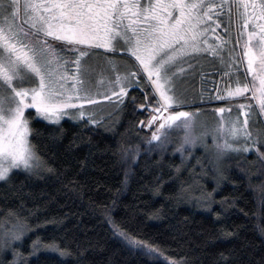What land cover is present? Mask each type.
<instances>
[{
    "label": "snow or ice",
    "instance_id": "6c2138e0",
    "mask_svg": "<svg viewBox=\"0 0 264 264\" xmlns=\"http://www.w3.org/2000/svg\"><path fill=\"white\" fill-rule=\"evenodd\" d=\"M100 49L106 50L103 62L112 72L103 99L123 103L130 87L143 86L145 126H155L151 139L161 150L172 142L170 130L184 132L178 150L195 146L192 114L174 108L182 103L176 81L192 67L191 59L218 57L226 80L215 99L230 107L216 111L231 114L235 107L237 114L228 121L220 116L212 134L224 142L216 147L221 154L255 152L264 158V131L250 130L249 111L240 118L252 105L235 102L255 99L264 113V0H0V180L14 168L39 167L29 141L32 120L59 123L65 116H87L97 122L85 106L96 105L101 95L95 90L104 83L96 57ZM120 52L134 58L135 70L119 71L113 57ZM138 152V146L125 148L123 156L134 162ZM109 223L129 243L156 251L128 237L111 218ZM24 235V225L9 228L0 221V239Z\"/></svg>",
    "mask_w": 264,
    "mask_h": 264
},
{
    "label": "trees",
    "instance_id": "16d2710c",
    "mask_svg": "<svg viewBox=\"0 0 264 264\" xmlns=\"http://www.w3.org/2000/svg\"><path fill=\"white\" fill-rule=\"evenodd\" d=\"M144 90L131 88L98 125L30 122L39 167L0 182V221L25 235L15 255L0 243V264H264L258 154L221 163L201 149L187 161L152 156L129 175L123 149L147 131ZM109 218L156 251L118 237Z\"/></svg>",
    "mask_w": 264,
    "mask_h": 264
},
{
    "label": "rangeland",
    "instance_id": "374dc122",
    "mask_svg": "<svg viewBox=\"0 0 264 264\" xmlns=\"http://www.w3.org/2000/svg\"><path fill=\"white\" fill-rule=\"evenodd\" d=\"M105 53L106 52H96V57L99 58V63L101 65V69L98 71H101L103 73V79H104L103 84H97L96 85L95 90H97L101 93L100 96L96 97L98 103L96 105H91V106L86 105L85 106L87 109H89L94 114V117L97 121L96 123H92L93 125H98V123H103V118H104L103 115H106L107 113L111 112L113 109H115L114 107H117L120 110V108H121L120 105L122 104V103L118 102L115 97H113L111 101L103 99L102 94L104 93V91L108 87H110L107 84V80L112 75V72L108 69V66L104 65V62H103V58L105 57ZM108 55H111V53H108ZM113 59L119 63V65H120L119 71L121 73L124 72L125 67L130 68L132 70H135L134 58H130L129 56H126L123 52L116 54L113 57ZM99 78L100 77L98 75L94 76V80L99 79ZM178 80L176 81L175 88H176L177 95L180 97V100L182 101V103H180L179 105H174V106H183L187 100L186 99V86L184 85V83H182V82H180V80L179 81ZM131 88H133V87H130L128 89V92ZM141 88H144V87L142 86ZM126 97H124V99ZM249 104L252 105V108L241 110L240 118L243 119V112L244 111H249L250 112V117H249V128H250V130H252L254 134L256 131H264V113L259 112L258 106L256 105V102H249ZM228 107H230V106H228ZM228 107H226V108H228ZM181 108H183V107H181ZM181 108H177L176 110L189 112L188 109H181ZM32 110H34V109H32ZM236 114H237V112H236L235 107H232L231 114L228 112H225L223 114L218 113V114H216L217 116H213V117L210 116V114H206V113H201L200 115H197L196 113H194L192 115L194 118L192 135L197 138V142H196L194 147L189 146V145H184L182 151L178 150V149L180 148V145H181V138L184 135L183 130H170L171 136H172V142L167 144L165 150H161L157 147V145L160 142L151 139L152 133L155 131V126H152V127L145 126L147 131L145 132L144 136L141 138L140 142L135 146V147L138 146V149H139L138 156L136 157L135 161L131 162V161L125 159L126 160V168H127L129 175L131 174L133 169L137 166L140 159H146V158H149L152 156H158V157L164 158V157L168 156L169 154H172V155L178 156L182 161H187V160H191L192 154L196 150L201 149V150L205 151L204 152L205 156L210 157V156L214 155L216 160H218V162L221 163V162H224V160H226V158L230 154L234 155L235 157H239V156H242L243 154L248 155L250 153H255V152H243V151H241V152L228 151L226 153L221 154L216 147L217 143H223L224 142L223 136H217L216 139L214 140L213 134H212L213 129L216 127L220 116L223 115L225 118V121H228L229 119L234 117ZM118 115H119V113H118ZM116 117H118V116H116ZM85 118L88 119L87 116H85ZM37 119L42 120V121L49 123V124H52V125H58L65 120H70L73 122H78V121L82 120V119L73 118L71 116H65L64 118H62L59 121V123H50L48 121L43 120L42 118H37ZM118 119L119 118H117V119L111 118L109 120L108 124L110 123V125H111L114 123L115 120H118ZM29 141H30V136H29ZM229 142L231 143L233 141L230 140ZM33 170L28 171V170H24L22 168H20V169L14 168L9 173L8 177L5 180H0V182L8 180L9 177L17 171L32 172ZM12 225L13 224L9 225L8 227L11 228ZM116 234L121 239H124L118 232H116ZM21 241L22 240H13L10 237L7 240L0 239V243H1L3 251L12 252L13 255H15V250H16L15 248L17 247L18 244H20ZM17 259H18V257L14 256L15 264L17 262Z\"/></svg>",
    "mask_w": 264,
    "mask_h": 264
},
{
    "label": "flooded vegetation",
    "instance_id": "af4514ba",
    "mask_svg": "<svg viewBox=\"0 0 264 264\" xmlns=\"http://www.w3.org/2000/svg\"><path fill=\"white\" fill-rule=\"evenodd\" d=\"M220 31V30H218ZM222 34V31H221ZM237 51L239 49L237 48ZM97 52H106L104 49L97 50ZM191 68L186 67L185 73L180 75V82L186 86V107L192 115L196 113L210 114V116H217L219 112L216 109L220 107L230 106L228 101L217 100L215 97L218 94V89H223L226 78L223 75L224 65L220 62L218 57H213L210 54H203L198 58L191 59ZM246 65H239L240 71L243 72ZM248 80H251V73H248ZM178 80V81H179ZM251 97V93H247ZM238 103L255 102V99L244 100L243 98H236Z\"/></svg>",
    "mask_w": 264,
    "mask_h": 264
}]
</instances>
